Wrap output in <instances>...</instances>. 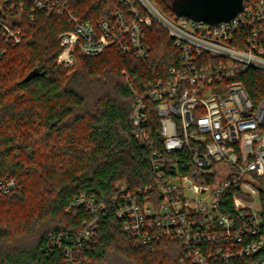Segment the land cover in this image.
I'll use <instances>...</instances> for the list:
<instances>
[{"label": "trees", "instance_id": "16d2710c", "mask_svg": "<svg viewBox=\"0 0 264 264\" xmlns=\"http://www.w3.org/2000/svg\"><path fill=\"white\" fill-rule=\"evenodd\" d=\"M155 2L173 15L165 0ZM20 3L14 1L19 9L10 21L25 36L0 58V176L18 181L0 198V264H70L68 250L71 264H179L185 256L179 241L138 242L111 202L154 182V157L139 144L131 117L141 97L160 147V121L148 93L178 61L174 38L155 21L147 30V56L111 45L65 68L58 57L59 37L72 28L67 17ZM116 5L118 0H72L79 16L92 21L110 16ZM34 68L39 75L26 79ZM242 78L251 94H264V71L249 70ZM160 161L178 163L180 172L198 179L185 151ZM80 196L105 199L108 206L88 239L79 233L94 215L84 205L72 206Z\"/></svg>", "mask_w": 264, "mask_h": 264}, {"label": "built area", "instance_id": "2783aa9c", "mask_svg": "<svg viewBox=\"0 0 264 264\" xmlns=\"http://www.w3.org/2000/svg\"><path fill=\"white\" fill-rule=\"evenodd\" d=\"M14 1L0 0V58L25 36L10 21V13L19 9ZM20 2L67 17L72 28L59 37L58 57L65 68L111 45L147 56L153 23L169 31L178 61L148 93L160 121L161 146L141 97L131 117L139 144L154 157L155 179L114 196L115 213L138 242L179 241L185 255L179 264H264V94H251L242 78L249 70L264 71V0H244L241 12L218 25L174 13L168 17L155 0H118L110 16L95 21L79 16L72 0ZM184 151L198 179L180 172L178 163L160 161ZM17 187L16 177L0 176V198ZM82 205L94 215L79 233L88 239L108 206L97 197L72 202ZM68 257L71 264V250Z\"/></svg>", "mask_w": 264, "mask_h": 264}, {"label": "water", "instance_id": "95a60500", "mask_svg": "<svg viewBox=\"0 0 264 264\" xmlns=\"http://www.w3.org/2000/svg\"><path fill=\"white\" fill-rule=\"evenodd\" d=\"M177 16H187L212 25L234 18L244 8V0H165ZM44 74V73H42ZM39 75V69H32L26 79Z\"/></svg>", "mask_w": 264, "mask_h": 264}, {"label": "rangeland", "instance_id": "374dc122", "mask_svg": "<svg viewBox=\"0 0 264 264\" xmlns=\"http://www.w3.org/2000/svg\"><path fill=\"white\" fill-rule=\"evenodd\" d=\"M157 6H159V5H157ZM159 8L163 11L162 7L159 6ZM163 13H164L165 15H167L168 17L171 16L170 14L166 13V11H165V12L163 11Z\"/></svg>", "mask_w": 264, "mask_h": 264}]
</instances>
